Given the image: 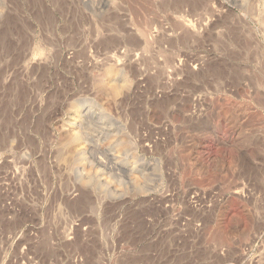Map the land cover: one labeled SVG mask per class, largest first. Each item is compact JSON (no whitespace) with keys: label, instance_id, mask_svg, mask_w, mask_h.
Listing matches in <instances>:
<instances>
[{"label":"rangeland","instance_id":"obj_1","mask_svg":"<svg viewBox=\"0 0 264 264\" xmlns=\"http://www.w3.org/2000/svg\"><path fill=\"white\" fill-rule=\"evenodd\" d=\"M0 264H264V0H0Z\"/></svg>","mask_w":264,"mask_h":264},{"label":"bare ground","instance_id":"obj_2","mask_svg":"<svg viewBox=\"0 0 264 264\" xmlns=\"http://www.w3.org/2000/svg\"><path fill=\"white\" fill-rule=\"evenodd\" d=\"M108 70H109V68H108ZM108 70H107V71H108ZM112 70H113V69H112ZM108 74H109V71L107 72L106 75H108ZM103 76H104V75H103ZM109 76H110V75H109ZM105 78H108V77L105 76ZM103 79H104V78H103ZM100 81H102V80H100ZM106 81H108V80H106ZM104 82H105V81H104ZM108 83H109V82H108ZM110 83H111V82H110ZM110 83L107 84V82H106L104 85L107 84V85L110 87ZM97 84L100 85V83H98V81H97ZM101 84H102V85H100V86L102 87V86H103V82H101ZM115 86H116V85H113V84H112L111 87H110V89H111L110 91H111L113 94L115 93L114 91L118 90V88H116ZM116 92H117V91H116ZM68 132H69V131H68ZM69 133H70V132H69ZM72 133H73V132H72ZM73 135H74V134H73ZM68 136H69V134H68ZM73 137H74V136H72V138H70V137L67 138V136H66V139H67L68 142L72 143V141H75V139H76L75 137H74V138H73ZM77 142H78V141H77ZM74 143H75V142H74ZM75 144H76V143H75Z\"/></svg>","mask_w":264,"mask_h":264}]
</instances>
